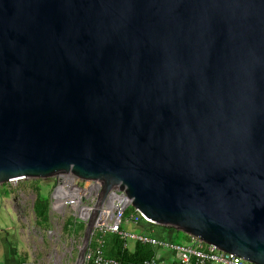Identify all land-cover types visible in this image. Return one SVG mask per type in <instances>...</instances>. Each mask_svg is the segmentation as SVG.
I'll return each mask as SVG.
<instances>
[{
  "label": "water",
  "instance_id": "1",
  "mask_svg": "<svg viewBox=\"0 0 264 264\" xmlns=\"http://www.w3.org/2000/svg\"><path fill=\"white\" fill-rule=\"evenodd\" d=\"M66 172L264 264V0H0V188Z\"/></svg>",
  "mask_w": 264,
  "mask_h": 264
},
{
  "label": "built area",
  "instance_id": "2",
  "mask_svg": "<svg viewBox=\"0 0 264 264\" xmlns=\"http://www.w3.org/2000/svg\"><path fill=\"white\" fill-rule=\"evenodd\" d=\"M52 179L56 181L50 202L51 214L54 213V219H51L54 228L48 232L52 247L49 256L54 259L55 264L71 262L75 255L80 254L85 243L81 234L65 231L69 218L74 222H83L85 228L88 221L94 224L93 234L81 264H122L120 260L105 255L106 237L109 234L119 235L128 248L140 242L156 249H169L174 264H252L238 255L195 237H191L188 244H178L155 236L154 231L125 229V220L132 226L156 223L139 208L134 207L126 191L121 188L106 190L100 180H81L75 174L67 172ZM24 180L27 179L16 178L10 183L19 184ZM128 210L130 214L127 216ZM140 264H159V261L157 257H152Z\"/></svg>",
  "mask_w": 264,
  "mask_h": 264
},
{
  "label": "crops",
  "instance_id": "3",
  "mask_svg": "<svg viewBox=\"0 0 264 264\" xmlns=\"http://www.w3.org/2000/svg\"><path fill=\"white\" fill-rule=\"evenodd\" d=\"M19 185L20 184H13L10 187L4 185L3 189H0V192L5 194L4 198L0 199V264H38L35 260L37 254H34L35 245L32 243L31 233H40L42 232V229L45 228L40 226L34 211V203L37 196L33 199L31 208L33 210V214L35 215V224L38 228H32L33 226L31 228L29 227L27 220L32 218L33 215L29 212L30 207L27 205V200L32 198L34 193L22 190L19 188ZM2 209L5 213H8L9 211V213H11L12 211L10 214L11 219L9 221L4 222L1 219ZM53 214L54 213L51 214L50 210V219L47 223H45V227H49V229L54 228L51 223V219H54ZM128 225V229L130 230L141 231V225ZM29 228L32 229L31 233ZM41 238V240L44 239L43 236H41ZM134 246L135 244H132L130 248L133 249ZM158 252L159 249H157V256ZM160 259L162 260L161 262H164V264H174L172 262V257L169 254H166V256L163 255V258Z\"/></svg>",
  "mask_w": 264,
  "mask_h": 264
},
{
  "label": "rangeland",
  "instance_id": "4",
  "mask_svg": "<svg viewBox=\"0 0 264 264\" xmlns=\"http://www.w3.org/2000/svg\"><path fill=\"white\" fill-rule=\"evenodd\" d=\"M19 188H21L22 190H25L26 192H33V196L32 198H29L27 200V205L28 207H30L29 212L33 215L32 218H29L27 220V222L29 223V227L31 228H38V226L35 224L36 223V219H35V215L33 214V210L31 208V203L33 202V199L39 198L41 200H45V201H50L52 193H53V188L56 185V181L54 179H42V178H36V179H27L22 181L21 183H19ZM5 185L7 187H10L11 185H13V183H5ZM4 187V186H3ZM3 187L1 186V190L3 189ZM36 194V195H35ZM10 212V211H9ZM5 213L3 211V209L1 210V219L6 222L9 221L11 219L10 214L12 213ZM69 223L68 226L65 227V231L67 233L70 234H81V236H84V232H85V224L81 221L79 222H74L72 220V218H69ZM40 226H43L42 232L40 233H31L32 229L29 228V231L31 233V240L32 243L35 245V250H34V254H37L36 257V261L38 262V264H55L54 259L52 257L49 256V254H51L52 251V247H51V237L50 234L48 232L49 227H45V222H39ZM37 226V227H36ZM128 220H125L123 227H125L126 229H128ZM42 233V234H41ZM58 234H60V232H58ZM188 234H186L183 231H171V233H169L168 237L166 239L172 240L178 244H188L191 242V238L189 239L187 237ZM41 236L44 237L43 240H41ZM62 241H64V238H62ZM53 244V243H52ZM157 254V252H156ZM166 254L170 255V250L166 249V248H160L159 252H158V256L155 255L154 257H157L159 263L164 264V262H161L162 260L160 258H163V255L166 256ZM79 258V253L77 255H75V257L73 258V260L71 262H68L69 264H75L77 262ZM67 263V264H68Z\"/></svg>",
  "mask_w": 264,
  "mask_h": 264
},
{
  "label": "trees",
  "instance_id": "5",
  "mask_svg": "<svg viewBox=\"0 0 264 264\" xmlns=\"http://www.w3.org/2000/svg\"><path fill=\"white\" fill-rule=\"evenodd\" d=\"M34 211L38 222L47 223L50 219V201L36 198ZM129 214L130 211L128 210L127 216ZM138 225L142 226L140 230L154 231L153 234L160 238H167L171 231H175L173 228L156 224L149 225L148 223H140ZM187 237L189 239L191 238L190 235H187ZM106 238L105 255L120 260L122 264H140L143 261L154 257L157 252L155 247L140 242L135 243L133 249L125 247V242L116 234H109Z\"/></svg>",
  "mask_w": 264,
  "mask_h": 264
}]
</instances>
